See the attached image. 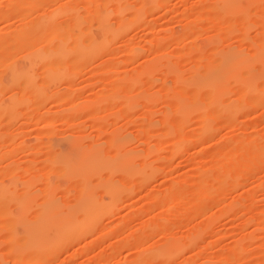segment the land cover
<instances>
[{
    "label": "rangeland",
    "instance_id": "374dc122",
    "mask_svg": "<svg viewBox=\"0 0 264 264\" xmlns=\"http://www.w3.org/2000/svg\"><path fill=\"white\" fill-rule=\"evenodd\" d=\"M28 1L0 0V37L53 13L62 31L80 21L100 41L102 22L111 37L101 53L65 56L85 65L47 87L79 90L76 114L71 100L52 99L34 116L18 97V114L1 118L0 264H264V0H40L30 13L14 6ZM9 47L0 46V59ZM233 49L244 56L240 80L200 88ZM36 71L49 80L42 66ZM49 118L57 127H46ZM66 138L79 139L80 150L95 145L99 158L64 172L66 161L55 158L72 151ZM117 185L112 212L92 218L78 205L108 204ZM53 200L68 212L78 207L73 228L59 236L50 227L42 244H26L25 226ZM83 224L89 229L69 237Z\"/></svg>",
    "mask_w": 264,
    "mask_h": 264
},
{
    "label": "bare ground",
    "instance_id": "6f19581e",
    "mask_svg": "<svg viewBox=\"0 0 264 264\" xmlns=\"http://www.w3.org/2000/svg\"><path fill=\"white\" fill-rule=\"evenodd\" d=\"M39 1L40 0H29L26 3L16 4L14 6L17 10L29 11L30 9H33L32 6ZM227 3L229 5H227V7H232L235 6V4L240 3V1L226 0L224 4L226 5ZM14 6L12 8L10 7V10H14ZM35 6L36 5H34V7ZM3 17H5V15H3ZM56 17L57 13H53L48 18L42 17L38 19V22L26 24L17 31L12 32L5 37H0L1 47H3L5 41L9 42L10 45L6 58L4 59L3 57L0 59V65L4 67L6 73L5 77L0 78V121L2 120V117H8L11 120L16 114H18L19 108L21 107V102L18 100V97L27 102L28 110H32L34 113L37 112V114L41 108L52 99L60 102L61 105L63 102L71 100L70 102H72V105L70 106V110L73 111L72 113L70 112V116L78 112L74 111L75 109H80L79 106L82 103L78 104L75 100L77 97H80V94L77 93L79 90L68 89L67 91L62 90V92H50L47 87L54 80L69 77L70 75L67 76V69L70 66L80 69L85 65L81 60L77 59L76 61V59H74L70 61L69 58H65L69 53H76L77 57H79L88 54L94 55L107 50L109 45L108 39L111 37V29L108 24L100 22L98 28L103 33L104 39L99 41L92 32H85L83 34L80 31V21L67 29V31H62L57 23L58 21L56 20ZM99 18L100 21H102V13H99ZM125 26H127V24L122 22L120 27L124 28ZM69 41H73L71 46L66 45ZM56 42L58 44H55ZM23 45H32L33 48H31V51L26 54H20L18 47ZM51 45L54 46L51 47ZM20 61H24V63H20ZM242 62L245 61L244 56L240 55V51L237 52V50L234 49L228 51L221 57L216 67H214V73L211 78L206 80L200 88L210 89L209 93H212L216 88H225L228 85V82H231L232 80L239 81L240 65ZM40 66L44 68V73L47 74L49 80L47 78L42 82L38 80L36 70L37 67ZM15 85H20L22 87V90L19 92L20 94L12 93L7 96L8 92ZM215 100L216 99L213 98V101ZM75 102L76 104H73ZM84 104L85 103L82 105L83 107ZM85 107H87L86 104ZM34 116H36V113ZM42 119L46 118H40V120ZM49 120L50 121L46 123V127L50 129L56 124H54L53 119L49 118ZM54 130L56 131V129ZM53 132L54 131H50L49 134ZM55 134L53 137L56 136ZM66 141L71 144L72 151H69L64 157H61L62 155L60 153V155L58 154L55 158V161H58L61 158L66 161L63 165L64 172H69L71 166H73L77 160L89 157L91 161H95L99 158V154L94 151L95 145L92 146L93 149L91 148V151H86L80 150L82 143L79 139L66 138ZM126 157L127 154L120 156V158ZM121 189L122 187H119L118 185L111 187L109 193L111 195V201L108 204L91 206L87 201L82 199L78 202V205H81L86 214L91 213L90 215L92 218L98 217L102 214H108L114 209L113 205L118 200L117 196ZM2 194V191H0V197ZM205 198L209 197L205 196ZM77 208L78 207L71 209L70 212H68L67 210L60 208L54 200L49 202L48 207L41 211L37 221L25 226L26 237L24 240L26 241V244H29V241L31 240L30 237H32L35 244H42L44 242L43 237L46 236V232L50 227H55L58 230V235L62 236L63 229L71 226L73 228L74 220L72 216ZM15 221L16 219L14 217L10 218V222L15 223ZM85 224H83L81 228L82 232L66 233L64 235L69 234V237L71 238H78V236L82 235L89 229V225ZM165 250L166 249H160L157 252L160 255L166 256L168 255V252Z\"/></svg>",
    "mask_w": 264,
    "mask_h": 264
}]
</instances>
